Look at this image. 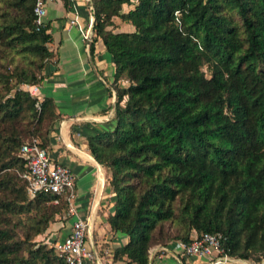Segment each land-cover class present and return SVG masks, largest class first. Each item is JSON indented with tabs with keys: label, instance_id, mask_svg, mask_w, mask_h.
<instances>
[{
	"label": "trees",
	"instance_id": "1",
	"mask_svg": "<svg viewBox=\"0 0 264 264\" xmlns=\"http://www.w3.org/2000/svg\"><path fill=\"white\" fill-rule=\"evenodd\" d=\"M31 4L0 0V264H72L35 238L64 197L29 193L16 170L20 142L46 145L59 115L49 95L22 86L56 57ZM91 9L88 48L100 38L113 63L112 124L85 140L106 168L104 218L126 234L111 258L148 264L152 242L202 230L219 232L221 253L264 255V0H91ZM112 15L133 27L113 29Z\"/></svg>",
	"mask_w": 264,
	"mask_h": 264
},
{
	"label": "crops",
	"instance_id": "2",
	"mask_svg": "<svg viewBox=\"0 0 264 264\" xmlns=\"http://www.w3.org/2000/svg\"><path fill=\"white\" fill-rule=\"evenodd\" d=\"M127 3H121L125 9ZM75 13V20L69 17ZM113 29H131L132 24L112 15ZM91 0H50L45 3L43 21L50 33L48 47L56 57L43 64L44 75L35 83L38 96L49 95L59 115L47 129L46 148L50 157L66 164L73 173L71 202L78 216L91 217L90 238L101 244L102 264H129L122 257L111 258V248L124 241L126 234L111 230L104 213L112 207L111 191L105 184L106 168L86 146V136L112 124L114 89L111 84L113 63L101 39L92 50L84 31L91 33ZM45 228L48 237H61L71 216L55 217ZM163 244L164 247H160ZM214 252L203 255L183 251L178 239L152 242L147 247L148 264H264L258 257L226 254L212 262Z\"/></svg>",
	"mask_w": 264,
	"mask_h": 264
},
{
	"label": "built area",
	"instance_id": "3",
	"mask_svg": "<svg viewBox=\"0 0 264 264\" xmlns=\"http://www.w3.org/2000/svg\"><path fill=\"white\" fill-rule=\"evenodd\" d=\"M50 0H32L31 10L35 27L41 25L45 11V3ZM75 20L73 13L68 21ZM84 37H89V30L84 31ZM23 87L36 94L35 83H24ZM38 96V95H37ZM37 104V101H35ZM18 152L22 155V164L16 169L20 177L25 181L29 193L37 189H50L61 194L66 204L64 205V216H71L68 230L61 237H48L44 239L53 247V250L63 256L72 264H102L100 254L89 237L91 217L78 216L71 202L73 195V173L71 169L59 161L50 157L45 145H41L34 136L25 138L18 146ZM56 201V197L52 198ZM219 232L202 230L192 235L188 241L178 239L180 248L187 253L203 255L214 252L212 262L224 259L226 253L220 252ZM164 247L163 244H159Z\"/></svg>",
	"mask_w": 264,
	"mask_h": 264
},
{
	"label": "rangeland",
	"instance_id": "4",
	"mask_svg": "<svg viewBox=\"0 0 264 264\" xmlns=\"http://www.w3.org/2000/svg\"><path fill=\"white\" fill-rule=\"evenodd\" d=\"M55 222H56V218L50 220L48 225L53 226V225L55 224ZM20 228H21V227L18 226V228H17V231H18V232L21 231ZM45 236H46V234H45V229H44L43 231L37 233V234L35 235V238H44Z\"/></svg>",
	"mask_w": 264,
	"mask_h": 264
},
{
	"label": "water",
	"instance_id": "5",
	"mask_svg": "<svg viewBox=\"0 0 264 264\" xmlns=\"http://www.w3.org/2000/svg\"><path fill=\"white\" fill-rule=\"evenodd\" d=\"M87 39H89V37H87ZM89 237H90V233H89Z\"/></svg>",
	"mask_w": 264,
	"mask_h": 264
}]
</instances>
